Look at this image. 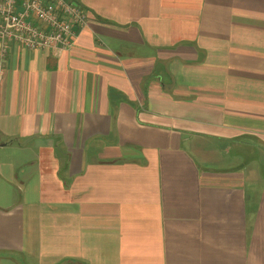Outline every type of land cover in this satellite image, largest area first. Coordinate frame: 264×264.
<instances>
[{
    "label": "crops",
    "instance_id": "0c3cea01",
    "mask_svg": "<svg viewBox=\"0 0 264 264\" xmlns=\"http://www.w3.org/2000/svg\"><path fill=\"white\" fill-rule=\"evenodd\" d=\"M66 1L0 61V264H264V0Z\"/></svg>",
    "mask_w": 264,
    "mask_h": 264
},
{
    "label": "built area",
    "instance_id": "2783aa9c",
    "mask_svg": "<svg viewBox=\"0 0 264 264\" xmlns=\"http://www.w3.org/2000/svg\"><path fill=\"white\" fill-rule=\"evenodd\" d=\"M87 22L86 11L66 0H0V61L9 42L32 50L71 49Z\"/></svg>",
    "mask_w": 264,
    "mask_h": 264
},
{
    "label": "rangeland",
    "instance_id": "374dc122",
    "mask_svg": "<svg viewBox=\"0 0 264 264\" xmlns=\"http://www.w3.org/2000/svg\"><path fill=\"white\" fill-rule=\"evenodd\" d=\"M257 148V147H256ZM247 160V162H248V165L249 164H251V165H253L254 164V162L255 163H257V162H261V163H264V154H262L261 152H259L258 151V156L256 157V158H251V159H249V158H247L246 159ZM251 162V163H250ZM250 166V165H249ZM6 264V263H5Z\"/></svg>",
    "mask_w": 264,
    "mask_h": 264
}]
</instances>
